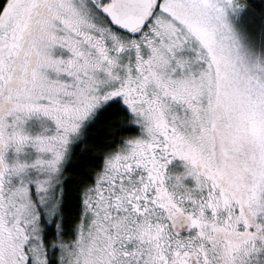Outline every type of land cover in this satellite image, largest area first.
Listing matches in <instances>:
<instances>
[{"label":"snow or ice","instance_id":"1","mask_svg":"<svg viewBox=\"0 0 264 264\" xmlns=\"http://www.w3.org/2000/svg\"><path fill=\"white\" fill-rule=\"evenodd\" d=\"M0 264H264V0H0Z\"/></svg>","mask_w":264,"mask_h":264}]
</instances>
